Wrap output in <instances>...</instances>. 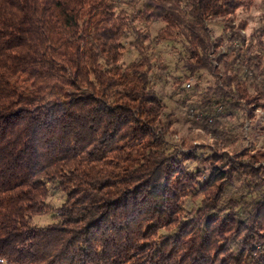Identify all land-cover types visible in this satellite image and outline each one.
<instances>
[{
	"label": "trees",
	"instance_id": "1",
	"mask_svg": "<svg viewBox=\"0 0 264 264\" xmlns=\"http://www.w3.org/2000/svg\"><path fill=\"white\" fill-rule=\"evenodd\" d=\"M162 42L212 145L170 143ZM256 108L264 0H0V264H264V150L239 148Z\"/></svg>",
	"mask_w": 264,
	"mask_h": 264
},
{
	"label": "rangeland",
	"instance_id": "2",
	"mask_svg": "<svg viewBox=\"0 0 264 264\" xmlns=\"http://www.w3.org/2000/svg\"><path fill=\"white\" fill-rule=\"evenodd\" d=\"M261 8L260 6H253L250 9L240 10L239 16L236 22L240 19L247 21L246 32L248 33L252 28L259 26L261 22L260 18ZM160 24H156L155 28H157ZM211 27L214 35H218L221 32L222 22L220 18H214L211 21ZM156 29L153 30L155 32ZM245 32V30H244ZM128 45V43H127ZM223 48L224 46H220ZM223 50V49H222ZM154 53L156 54V58L162 61L165 64H168V68L165 71L167 78L166 82H162V90H163V98L168 105V109H174L176 112V122L174 127L176 128L177 133L170 138V143L174 147L175 145H180V141L184 138L189 140H198L202 143H209V136L206 132H202L197 130L198 127L194 126L192 120L188 118L187 106L181 102V98L184 96V92H178L177 87V79L179 75L183 72L181 71V67L177 64L176 53L174 52L173 47L165 42L160 44H154ZM137 55V52L134 49L128 48L125 54V60L129 61L133 59ZM211 78H207V82H210ZM190 82L189 80H183L181 83V88L185 87L189 89L185 84ZM193 82V80L191 81ZM190 82V83H191ZM178 92V93H177ZM194 126V127H193ZM241 145V144H240ZM239 145V148H240ZM52 204L57 207L64 200V195L60 192L50 191V197ZM53 210L47 212L43 215H35L34 222L37 224H45L51 222L53 220Z\"/></svg>",
	"mask_w": 264,
	"mask_h": 264
},
{
	"label": "built area",
	"instance_id": "3",
	"mask_svg": "<svg viewBox=\"0 0 264 264\" xmlns=\"http://www.w3.org/2000/svg\"><path fill=\"white\" fill-rule=\"evenodd\" d=\"M222 49H223V51L225 50L224 47ZM185 85L187 87H191L190 82L186 83ZM190 112H191V115L195 116L197 119L202 117V113L198 112L194 109H191ZM255 113L258 117L257 127L254 128L251 118H248L245 121V124L243 126L241 133L239 134V140H240V144H241L240 148L246 149L250 153H256V152L264 150V110L262 108H256ZM197 130L202 131V132H206L201 127H198ZM209 140H210V142L206 143V144L212 145L214 143V137L209 136ZM194 142L197 144L202 143L198 140H194ZM225 149H227L231 154H233L231 149H229V148H225Z\"/></svg>",
	"mask_w": 264,
	"mask_h": 264
}]
</instances>
